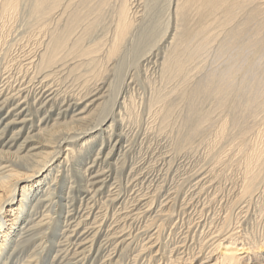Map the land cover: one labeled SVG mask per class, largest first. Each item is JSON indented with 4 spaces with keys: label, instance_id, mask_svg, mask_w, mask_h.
Instances as JSON below:
<instances>
[{
    "label": "bare ground",
    "instance_id": "obj_1",
    "mask_svg": "<svg viewBox=\"0 0 264 264\" xmlns=\"http://www.w3.org/2000/svg\"><path fill=\"white\" fill-rule=\"evenodd\" d=\"M0 264H264V0H0Z\"/></svg>",
    "mask_w": 264,
    "mask_h": 264
},
{
    "label": "rangeland",
    "instance_id": "obj_2",
    "mask_svg": "<svg viewBox=\"0 0 264 264\" xmlns=\"http://www.w3.org/2000/svg\"><path fill=\"white\" fill-rule=\"evenodd\" d=\"M120 75V71L119 72H117L116 73V75L117 76H119ZM114 76V75H113ZM119 78V77H118ZM117 78V79H118ZM116 80H114V82H115ZM142 115H139V117H138V119H137V121H138V127L136 126H132V127H129V128H132V130H129L128 128L127 129H125L127 132H129L130 133V135H131V140H130V142H129V144H131L130 145V147H131V149H130V151H135V150H137V148L139 149L140 148V142L142 141V139L145 137H148L147 139H145L144 138V141L141 143V146L142 145H144V143H145V140H146V143H145V148H147L146 146H147V144H148V146L150 147V149L148 150V151H150V154L148 155V159H150V158H152V157H154L155 159H153V161L155 162L156 160H160V159H162L163 157H165V158H167L168 159V157L170 156L171 158H174V160L176 161V162H182V164H184V165H186V166H184V168H185V170H186V174L184 175V177L186 178L187 176H189V175H193V173L195 172V170H196V172H198V171H200L199 173V178H201V177H203L204 175V177L203 178H206L207 176H209V175H211V168H212V166H211V164L213 165V160H210L212 157H211V155H209V156H204L205 155V151H204V148H205V146H203V147H201L200 148V150L199 149H197V151L195 152V153H192L191 154V152H186V153H184V154H179L178 156H176L177 154L175 153V152H173V153H166L168 150H167V148H165V146H166V142H165V138H164V136L165 135H163V137H161L162 135H160V136H158V137H155L154 139H152V136H150L151 134H148L146 131H145V129L144 128H146V124L144 123V122H146L147 121V119H148V115L147 114H145V113H141ZM146 115V116H145ZM144 117V118H143ZM140 118V119H139ZM144 120V121H143ZM140 126V127H139ZM137 132V133H136ZM144 134H147V135H144ZM135 137V138H134ZM134 140H133V139ZM165 139V140H164ZM137 142H136V141ZM151 140V141H150ZM223 144H221L220 146H219V148H220V150H219V154H221V152L223 153L224 151H227L228 149H229V147L233 144V143H231L230 144V142H229V145L227 144L228 142L226 141H224V142H222ZM163 144V145H162ZM139 145V146H138ZM151 145V146H150ZM229 147H228V146ZM221 146H224L225 148H223V147H221ZM162 147V148H161ZM135 149V150H134ZM224 149H226V150H224ZM156 150V151H155ZM224 150V151H223ZM137 152V151H136ZM165 152V153H164ZM202 152V153H201ZM217 153V154H218ZM152 154V155H151ZM175 154V155H174ZM191 154V155H190ZM155 155V156H154ZM172 155V156H171ZM144 156V155H143ZM174 156V157H173ZM187 156V157H186ZM137 157H139V155L137 156ZM146 157V156H145ZM211 157V158H210ZM142 158V157H141ZM141 158H139V159H141ZM139 159H138V161H139ZM167 159H166V161H167ZM169 160V159H168ZM211 161H213L212 163H211ZM153 163V162H152ZM159 163V162H158ZM211 166V167H210ZM188 167V168H187ZM236 168V167H235ZM209 170H210V172H209ZM194 171V172H193ZM207 172V173H206ZM209 172V173H208ZM157 174L159 175L160 173L159 172H157ZM196 174L198 175V173H194V175L196 176ZM206 174H207V176H206ZM228 175V174H227ZM197 177V176H196ZM172 183V182H171ZM171 183H169V184H171ZM242 207H243V205H241ZM240 206V207H241ZM189 212H191V210H188ZM196 218H197V215L195 216ZM194 217V219H196ZM201 221V220H200ZM198 222V221H197ZM195 224V222H193V225ZM208 229H206V231H207ZM205 231V232H206ZM200 232H201V229H200Z\"/></svg>",
    "mask_w": 264,
    "mask_h": 264
}]
</instances>
